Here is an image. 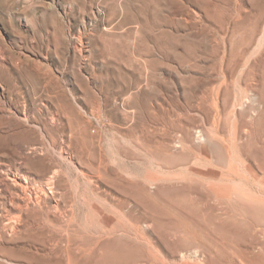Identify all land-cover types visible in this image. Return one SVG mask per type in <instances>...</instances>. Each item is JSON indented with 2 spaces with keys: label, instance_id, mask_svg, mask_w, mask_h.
<instances>
[{
  "label": "rangeland",
  "instance_id": "rangeland-1",
  "mask_svg": "<svg viewBox=\"0 0 264 264\" xmlns=\"http://www.w3.org/2000/svg\"><path fill=\"white\" fill-rule=\"evenodd\" d=\"M11 90L23 103L1 97L0 113L58 110L74 131L73 162L58 160L70 237L107 248L81 264H264V0H0ZM10 124L16 146L33 137Z\"/></svg>",
  "mask_w": 264,
  "mask_h": 264
},
{
  "label": "bare ground",
  "instance_id": "bare-ground-1",
  "mask_svg": "<svg viewBox=\"0 0 264 264\" xmlns=\"http://www.w3.org/2000/svg\"><path fill=\"white\" fill-rule=\"evenodd\" d=\"M5 96H9L18 104L23 103L21 102V97L23 96L21 92L15 91L14 93V90H11V92L6 95L5 92L0 91V101L1 97L5 98ZM253 96L255 97V94H253ZM256 96L258 95L256 94ZM4 102L8 103L9 101L4 100ZM40 111L41 110H39V112ZM2 120L3 122L4 120H6V122L8 120L9 124L13 120V124L10 125L14 126L16 134H26L25 136L30 135L33 137L23 142L21 146H16V141L9 142V136L11 135L2 130ZM30 122H35V125H30ZM0 126V264H38L42 257L48 260L47 264H81L83 256L91 254L96 250H105L106 243H104L101 236H90L89 240H77L70 237L71 232H73L72 228L69 230L74 208L72 205L75 206V204L72 198H70L71 194L65 178L66 173L61 165L62 163L58 160L65 159L73 162V154L75 151L73 150V145L71 147L73 151L70 146L73 138L76 137H74L75 134L73 129L68 128V122L63 120L58 110L39 122L34 120V114L27 109L8 112L6 114L0 113ZM53 146L56 147L57 150L53 151ZM8 155H11L12 158L16 156L13 159L16 164L14 165L12 163L16 168L14 169L16 170L15 172H12L6 165ZM252 155L254 157L257 156V151H253ZM55 156L59 159L54 158ZM89 158H92L90 162L93 164L95 159L92 154L88 159ZM37 160L41 163V167H34L32 165V162ZM255 166H250L252 173H257ZM81 168L84 177L98 186L97 184L101 178L100 170L96 171L89 167V165H83ZM104 170L107 176L114 174L109 166H106ZM258 170H261L260 173L263 171L259 169V166ZM230 171L235 173V167L232 166ZM235 188L238 192L246 191L241 184H237ZM124 206H127V204ZM205 221L207 223L208 219ZM124 231L125 234L123 235H127L126 229ZM78 233L79 232H77V234ZM31 234H37L39 237V243L37 242L38 244L35 248H27L25 242L17 241L21 237L23 238ZM129 234L130 233H128V235ZM143 235L144 234L141 236L143 237ZM79 237H83V235ZM19 247L26 249L24 255L16 254ZM218 262L219 261L215 263L217 264Z\"/></svg>",
  "mask_w": 264,
  "mask_h": 264
}]
</instances>
